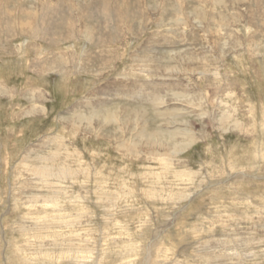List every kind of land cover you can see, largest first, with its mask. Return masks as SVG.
<instances>
[{
	"label": "rangeland",
	"instance_id": "obj_1",
	"mask_svg": "<svg viewBox=\"0 0 264 264\" xmlns=\"http://www.w3.org/2000/svg\"><path fill=\"white\" fill-rule=\"evenodd\" d=\"M0 264H264V0H0Z\"/></svg>",
	"mask_w": 264,
	"mask_h": 264
},
{
	"label": "bare ground",
	"instance_id": "obj_2",
	"mask_svg": "<svg viewBox=\"0 0 264 264\" xmlns=\"http://www.w3.org/2000/svg\"><path fill=\"white\" fill-rule=\"evenodd\" d=\"M181 131V130H180ZM163 134V133H162ZM172 137V136H171ZM154 138H156V137H154ZM153 141V140H152ZM125 143V142H124ZM151 143V142H150ZM155 143V142H154ZM124 145V144H123ZM149 146V145H148Z\"/></svg>",
	"mask_w": 264,
	"mask_h": 264
}]
</instances>
